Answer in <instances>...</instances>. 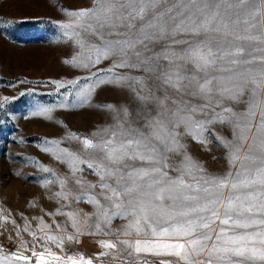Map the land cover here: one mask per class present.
I'll use <instances>...</instances> for the list:
<instances>
[{
    "label": "snow or ice",
    "instance_id": "6c2138e0",
    "mask_svg": "<svg viewBox=\"0 0 264 264\" xmlns=\"http://www.w3.org/2000/svg\"><path fill=\"white\" fill-rule=\"evenodd\" d=\"M64 11L58 27L74 45L64 62L88 75L66 82L74 100L59 107L95 106L108 120L43 141L41 151L68 169L40 166L43 186H59L50 196L59 207L46 215L65 222L53 229L36 218L33 230L27 217L23 227L0 217L20 239L17 251L0 246V264H129L141 253L178 264H264V0H91ZM104 85L129 93L136 107L93 105ZM53 111L37 105L31 115L52 120ZM213 136L226 150L223 173L209 172L184 142L207 148ZM81 202L94 211L74 207ZM115 218L125 223L114 232ZM83 235L117 239L99 240L93 259L65 247Z\"/></svg>",
    "mask_w": 264,
    "mask_h": 264
},
{
    "label": "rangeland",
    "instance_id": "374dc122",
    "mask_svg": "<svg viewBox=\"0 0 264 264\" xmlns=\"http://www.w3.org/2000/svg\"><path fill=\"white\" fill-rule=\"evenodd\" d=\"M90 4L91 0H0V100L4 97L9 100L0 109V217L15 220L21 227L25 224L24 217L29 219L33 230L37 228L36 218H42L53 229L54 221L64 223L66 219L46 215L59 207L56 200L50 198L59 186H43L47 174L40 166L53 168L61 174L67 173L68 169L52 155L41 151L43 141L62 138L69 131L84 135L108 120V114L95 106L59 107L65 97L69 102L74 100L71 95L74 89L66 82H83L88 73L64 62L74 54V45L67 42L58 25L65 20L64 10L81 9ZM108 63L98 67L106 69ZM54 81L64 82L65 86L57 88ZM21 93L25 94L21 96ZM106 103L136 107L129 93L109 85L98 89L93 99V105ZM37 105L54 107L53 119L32 116ZM214 127L231 138L229 128ZM184 142L191 155L209 172L223 173L228 169L226 150L218 146L214 136L213 143L207 148L190 137H185ZM85 175L93 183L98 179L87 169ZM74 207L88 213L94 211L91 204L84 202ZM124 223V220L115 218L111 228L115 232ZM0 224H3L2 219ZM6 228L0 227V246L8 251H17L20 239L10 222ZM22 238L29 245L33 242V237L27 232L22 233ZM101 239L116 240L117 235H83L79 243L66 242L65 247L70 253L79 252L95 259L103 251L98 244ZM49 246L59 252L55 245ZM128 260L129 264H161L162 261L178 264L173 256L151 253H141L138 257L134 254ZM110 264L118 262L111 261Z\"/></svg>",
    "mask_w": 264,
    "mask_h": 264
}]
</instances>
